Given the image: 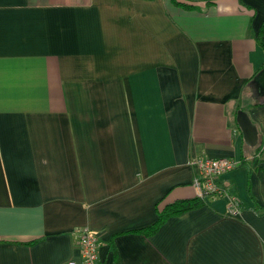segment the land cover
<instances>
[{
    "label": "crops",
    "instance_id": "obj_1",
    "mask_svg": "<svg viewBox=\"0 0 264 264\" xmlns=\"http://www.w3.org/2000/svg\"><path fill=\"white\" fill-rule=\"evenodd\" d=\"M187 1L0 0V264L79 260L81 227L104 264L112 242L121 264H264V150L235 118L264 148V0ZM222 156L247 163L221 178L239 217L212 198L132 232L195 198L193 158Z\"/></svg>",
    "mask_w": 264,
    "mask_h": 264
},
{
    "label": "built area",
    "instance_id": "obj_2",
    "mask_svg": "<svg viewBox=\"0 0 264 264\" xmlns=\"http://www.w3.org/2000/svg\"><path fill=\"white\" fill-rule=\"evenodd\" d=\"M239 160L230 156L219 158H193L190 165L195 171L193 186L195 196L209 201L212 198L228 197V214L239 217L241 210L238 199L230 194L221 184V178L232 171ZM76 246L79 250V260L71 259L66 264H104L100 257V236L97 231L89 227L77 230Z\"/></svg>",
    "mask_w": 264,
    "mask_h": 264
},
{
    "label": "trees",
    "instance_id": "obj_3",
    "mask_svg": "<svg viewBox=\"0 0 264 264\" xmlns=\"http://www.w3.org/2000/svg\"><path fill=\"white\" fill-rule=\"evenodd\" d=\"M172 1L176 5H179V6L183 7V8H185V9H188V10H193V9H198L199 8L198 5H196L194 3H191V2H189L187 0H172ZM257 42H258L259 46L262 48V50L264 51V21L262 22V24L260 26V29L258 31ZM263 68H264V65L258 71V73ZM252 81L253 80H248L249 83L252 82ZM253 90H254L253 86H251V85L247 86V92L254 96V91ZM262 105H264V99L255 101V105L254 106H262ZM237 114H238V111H237L236 117H235L236 120H237ZM255 147H257V154L258 155L260 153H262L263 150H264V148L260 147L259 144H257ZM239 164L240 165L247 164L245 162V156L242 159H240ZM258 171L264 172V167L258 168ZM248 189H249V193L251 195L250 184H249ZM207 203H208L207 201L202 200L199 197H195V198H192V199H183V200L175 201V202H173L171 204H168L167 206H165L163 209H161L158 212V218L153 224H151L149 226H146V227H143V228H140V229H136V230H134L132 232L133 233H138V234H143L145 236H153L154 234H156L160 230L162 225H164L169 218H171L173 216L181 215V214H183V213H185L187 211L193 210V209L200 208V207L206 205ZM39 240L40 239H34V240H31V241L19 242V243L30 245V244L38 242ZM112 250H113L114 256H115L114 264H121L120 255H119V252H118L117 247L114 244V242H112Z\"/></svg>",
    "mask_w": 264,
    "mask_h": 264
},
{
    "label": "water",
    "instance_id": "obj_4",
    "mask_svg": "<svg viewBox=\"0 0 264 264\" xmlns=\"http://www.w3.org/2000/svg\"><path fill=\"white\" fill-rule=\"evenodd\" d=\"M256 89L259 93V97L264 98V68L256 76ZM237 122L243 130L245 141L250 146H256L259 140V132L256 124L252 122L249 114L240 109L237 114Z\"/></svg>",
    "mask_w": 264,
    "mask_h": 264
},
{
    "label": "flooded vegetation",
    "instance_id": "obj_5",
    "mask_svg": "<svg viewBox=\"0 0 264 264\" xmlns=\"http://www.w3.org/2000/svg\"><path fill=\"white\" fill-rule=\"evenodd\" d=\"M238 165H239V163H238ZM237 166V165H236ZM196 197V196H195Z\"/></svg>",
    "mask_w": 264,
    "mask_h": 264
},
{
    "label": "rangeland",
    "instance_id": "obj_6",
    "mask_svg": "<svg viewBox=\"0 0 264 264\" xmlns=\"http://www.w3.org/2000/svg\"><path fill=\"white\" fill-rule=\"evenodd\" d=\"M238 199V198H237ZM239 203V202H238Z\"/></svg>",
    "mask_w": 264,
    "mask_h": 264
}]
</instances>
